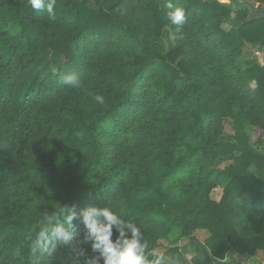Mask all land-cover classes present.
I'll return each mask as SVG.
<instances>
[{
	"label": "trees",
	"instance_id": "16d2710c",
	"mask_svg": "<svg viewBox=\"0 0 264 264\" xmlns=\"http://www.w3.org/2000/svg\"><path fill=\"white\" fill-rule=\"evenodd\" d=\"M93 1L56 0L51 19L0 0V264H88L98 253L80 219L72 244L39 233L92 206L140 226L149 252L175 229L206 230L190 236L191 264L264 251V66L239 62L247 44L264 47V17L171 0L185 10L177 30L169 0Z\"/></svg>",
	"mask_w": 264,
	"mask_h": 264
},
{
	"label": "clouds",
	"instance_id": "9594fccd",
	"mask_svg": "<svg viewBox=\"0 0 264 264\" xmlns=\"http://www.w3.org/2000/svg\"><path fill=\"white\" fill-rule=\"evenodd\" d=\"M27 3L34 10H46L48 17L55 19L56 0H27ZM166 7L167 19L179 30L185 22V10L181 7H174L171 0ZM62 82L70 88L79 89L82 81L76 73H66ZM93 99L103 105L104 96L96 94ZM80 219L86 228V236L91 240V249L98 253L90 257L88 264H176V261L165 255L163 252L148 251L149 245L144 240L143 231L140 226L131 220L118 215L108 207H87L79 214L75 209H66L64 222L58 223L55 227L42 228L39 233L40 239H47L49 233H54L57 240L65 244L74 242L73 233L69 230L73 227V221ZM118 235L113 239V229ZM149 256L153 257L149 260Z\"/></svg>",
	"mask_w": 264,
	"mask_h": 264
},
{
	"label": "rangeland",
	"instance_id": "374dc122",
	"mask_svg": "<svg viewBox=\"0 0 264 264\" xmlns=\"http://www.w3.org/2000/svg\"><path fill=\"white\" fill-rule=\"evenodd\" d=\"M222 3H225L231 7V10L236 12V9L239 8H247L250 6L256 7V5L251 2L250 0H217ZM89 5L92 8H98L97 4L90 0ZM259 11H263V6L259 7ZM260 14V13H258ZM257 14V15H258ZM251 15V14H250ZM257 15H251L250 17H255ZM233 25L229 22H226L224 24V28L226 30L230 29ZM173 39V35L170 37V42ZM257 44H247L244 47L243 55L240 57L239 62L240 65L245 67L248 65V63L257 62L263 63L260 53L256 50ZM258 52V53H257ZM225 136L229 139H231L233 135V129L232 124L230 121H227L225 123ZM248 129V127H247ZM251 135V142L255 143L260 136V133L258 131H254V129L248 131ZM264 142V138H263ZM232 161L226 158H220L219 162L217 163V167H224L231 163ZM222 195V187L218 186L213 189L211 196L212 198L219 200ZM190 236H193V238L197 239L200 242H205L206 238L209 236L208 232L206 230H196L193 231ZM190 236L183 235L181 229H175L166 236L159 238L158 240V247L155 249L157 253L163 252L168 257H171V252L169 251L172 247H178L180 251L183 252L184 258L187 262V264H191V258L193 257L195 253V245L194 242H192V239H190ZM225 262L228 263H240V264H264V251H258L256 254L250 255V254H239L235 252L234 250L229 251L226 254Z\"/></svg>",
	"mask_w": 264,
	"mask_h": 264
},
{
	"label": "crops",
	"instance_id": "0c3cea01",
	"mask_svg": "<svg viewBox=\"0 0 264 264\" xmlns=\"http://www.w3.org/2000/svg\"><path fill=\"white\" fill-rule=\"evenodd\" d=\"M251 2H253L255 5H256V7H253V6H250V7H247L249 10H250V14L251 15H257L258 13H260V14H258L257 16H255V17H264V6H263V11L262 12H260L259 10L260 9H258L259 7H261V5L259 4V3H257V2H254V1H252V0H250ZM250 15V16H251ZM256 50L260 53V55H261V57L263 56L264 57V47H259L258 45L256 46ZM262 60H263V63H259L260 65H262V66H264V58H262ZM253 130L254 129V131H258V130H256V128L255 127H248V131L249 130ZM259 132V131H258ZM260 133V132H259ZM259 148H260V150L262 151V152H264V142L262 143V144H260L259 145Z\"/></svg>",
	"mask_w": 264,
	"mask_h": 264
},
{
	"label": "built area",
	"instance_id": "2783aa9c",
	"mask_svg": "<svg viewBox=\"0 0 264 264\" xmlns=\"http://www.w3.org/2000/svg\"><path fill=\"white\" fill-rule=\"evenodd\" d=\"M258 53V52H257Z\"/></svg>",
	"mask_w": 264,
	"mask_h": 264
}]
</instances>
